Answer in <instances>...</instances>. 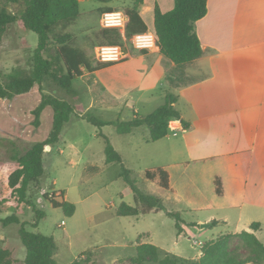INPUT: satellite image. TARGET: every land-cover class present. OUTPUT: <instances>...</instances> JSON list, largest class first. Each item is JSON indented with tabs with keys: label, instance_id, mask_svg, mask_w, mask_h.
Wrapping results in <instances>:
<instances>
[{
	"label": "rangeland",
	"instance_id": "1",
	"mask_svg": "<svg viewBox=\"0 0 264 264\" xmlns=\"http://www.w3.org/2000/svg\"><path fill=\"white\" fill-rule=\"evenodd\" d=\"M100 0H80V11L97 8ZM115 5H130L128 0H114ZM8 6L13 12H19L20 4H8L0 0V6ZM95 15L89 20L82 19L72 31L77 36L81 31L97 25ZM98 26V25H97ZM94 30L88 32L86 51L95 63L98 62L95 46L91 39ZM88 36V35H86ZM36 32L24 29L21 20L10 24L0 40V80L2 73H8L17 66L30 68L33 52L38 46ZM125 46L130 47L129 41ZM131 50V48H130ZM131 50L132 56L138 51ZM51 49L44 52L49 57ZM149 64V61H145ZM122 66L110 67L99 72L87 73L73 81L78 97L72 103L79 108L65 124L60 141L48 146L44 155L45 175L28 185L29 203L0 206V216L16 214L20 223L4 227L0 221V246L13 248L16 258L23 261L26 249L20 240L19 229L25 223L33 232L52 235L57 249L54 257L58 264H136L137 246L153 243L161 248V257L166 253L188 259H197L202 252V244L221 234L231 233L229 250L239 258H251L256 264H264V252L252 246L233 233L234 225L220 223L203 228L196 218L206 211H193L186 200L181 202L165 200L168 191L157 180L146 177V170L159 167L156 156L161 148L150 141L148 126L137 127L131 133L120 134L113 124L98 127L82 116L90 112L104 120L131 118L137 108L141 115L153 112L165 103V92L160 84L152 90H144L135 81L123 83L128 72ZM133 70V69H132ZM130 76V75H129ZM128 76V77H129ZM132 87V88H131ZM142 95V96H141ZM43 97H57L71 101L50 77H45L41 84H36L31 91L13 98H0V192L5 189L4 179L15 162L10 157V141H15L22 153L31 146L47 139L53 129L54 109L48 105L41 113L39 123L35 124L34 110ZM170 126L169 129L172 128ZM112 142L120 152L123 164L133 171L139 188L164 200L167 210L139 216H118L116 211L122 202L135 205L134 191L121 175L122 164L107 163L104 137ZM65 198L76 205V210L69 216L60 207H54L48 198L61 200L60 191ZM48 198H46V196ZM35 209L45 212V217L38 227ZM167 211L178 212L183 219L182 231L177 228V220ZM65 221V224L62 222ZM263 230L257 233L264 242ZM249 230L240 226L238 231ZM84 251H88L83 253ZM145 264H158L151 261Z\"/></svg>",
	"mask_w": 264,
	"mask_h": 264
},
{
	"label": "crops",
	"instance_id": "2",
	"mask_svg": "<svg viewBox=\"0 0 264 264\" xmlns=\"http://www.w3.org/2000/svg\"><path fill=\"white\" fill-rule=\"evenodd\" d=\"M128 1L130 5L121 9L114 0H100L90 11L124 10L133 5ZM156 6L168 12L175 0H144L140 5L153 31ZM96 21L103 28L100 17ZM196 30L203 52L185 66L165 57L159 47L136 50L134 56L104 69H128L125 85L136 81L140 88L152 90L160 84L165 101L175 95L176 108L191 123L184 129L172 121L169 133L152 141L162 149L158 165L169 173L170 187L162 186L168 191L165 200L184 199L191 210L206 211L196 218L197 223L210 224L203 228L216 220L234 225L233 233H238L240 226L252 231V224L259 223L257 234L264 224V0H208Z\"/></svg>",
	"mask_w": 264,
	"mask_h": 264
},
{
	"label": "trees",
	"instance_id": "3",
	"mask_svg": "<svg viewBox=\"0 0 264 264\" xmlns=\"http://www.w3.org/2000/svg\"><path fill=\"white\" fill-rule=\"evenodd\" d=\"M133 5L121 10L127 16L124 32L118 28H98L96 24L91 28L81 31L77 36L72 28L82 19L89 20L93 16L100 17L102 13L114 11L112 7H104L90 12H81L80 0H6L8 4H20L21 10L13 12L8 6H0V40L10 24L21 20L24 29L36 32L39 43L33 52L32 66L30 68L17 66L8 73L1 74L0 98H13L16 95L28 93L36 84H41L45 77L51 80L63 90L71 101L61 100L57 97H43L40 104L34 110L35 124L39 123L42 111L48 106L54 109L53 129L50 136L34 143L25 153H22L15 141H10V157L15 162L14 167L8 171L4 179V191L0 192V206L15 201L17 204L29 203L27 198L28 185L30 182L38 181L45 175L44 155L48 146L56 145L61 138L65 124L71 115L79 108L72 103L78 97V91L73 86V81L98 70L104 69L116 63H95L86 51L89 31L94 30L91 46L99 45H121L124 46L135 34L144 33L149 27L140 14L139 7L144 0H133ZM208 11V0H175V7L163 12L155 8V32L161 53L176 63L185 66L202 55L203 49L196 30V22L204 17ZM88 35V36H86ZM54 48L49 57L44 52ZM177 97L169 94L166 101L147 115L134 112L133 117L117 120H104L90 112L85 113L82 118L95 126L103 127L113 124L117 132L127 134L142 125L148 126L150 140L157 141L169 133L172 121L179 122L184 129L191 127L181 112L176 108ZM106 141V162H118L122 164L121 175L130 184L134 191L135 205L122 202L117 208L118 216H139L152 212L167 210L161 197L146 193L141 190L137 180L133 177V171L123 164L120 152L104 134L100 133ZM146 177L151 180L158 179L161 186L170 187L169 173L162 167L146 170ZM217 192L222 194L220 180H217ZM61 200L55 197L46 198L54 207L62 208L65 213L72 216L76 205L65 198L64 190L60 191ZM36 219L34 226L38 227L40 221L45 217L44 210L35 209ZM177 220V228L182 231L181 214L167 211ZM0 221L4 227L14 223H20L16 214L1 217ZM214 220L212 226L217 225ZM260 229L259 223L252 224V231L243 230L235 233L250 245L257 246L264 252L262 242L256 231ZM20 240L26 249L23 261L15 256L13 248L8 245L0 246V264H58L54 254L57 249L55 238L33 232L22 223L19 229ZM231 233L221 234L202 244V252L197 259H188L175 254L166 253L161 257V248L153 243L140 242L137 246L136 264H145L151 261L158 264H256L251 258H239L231 255L229 250ZM88 251H84L86 253ZM79 261L76 260L75 264Z\"/></svg>",
	"mask_w": 264,
	"mask_h": 264
},
{
	"label": "built area",
	"instance_id": "4",
	"mask_svg": "<svg viewBox=\"0 0 264 264\" xmlns=\"http://www.w3.org/2000/svg\"><path fill=\"white\" fill-rule=\"evenodd\" d=\"M127 16L121 10L104 12L100 16V23L104 28H118L125 30ZM158 36L155 31L148 30L135 34L130 40V47L121 45H99L95 48L96 59L103 63H116L131 57V50L147 51L159 48ZM131 48V50H130ZM65 224V221L62 222Z\"/></svg>",
	"mask_w": 264,
	"mask_h": 264
},
{
	"label": "water",
	"instance_id": "5",
	"mask_svg": "<svg viewBox=\"0 0 264 264\" xmlns=\"http://www.w3.org/2000/svg\"><path fill=\"white\" fill-rule=\"evenodd\" d=\"M210 224H202V227H204V226H209Z\"/></svg>",
	"mask_w": 264,
	"mask_h": 264
}]
</instances>
